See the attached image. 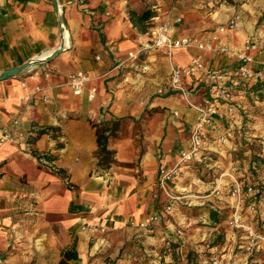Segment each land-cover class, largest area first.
I'll use <instances>...</instances> for the list:
<instances>
[{
    "label": "crops",
    "instance_id": "crops-1",
    "mask_svg": "<svg viewBox=\"0 0 264 264\" xmlns=\"http://www.w3.org/2000/svg\"><path fill=\"white\" fill-rule=\"evenodd\" d=\"M58 3L67 35L52 0H0V72L32 58L47 59L64 45L53 58L0 80V129L19 119L25 135L0 142V264H161L162 258L179 263L187 246L203 250L211 234L196 231L197 219L178 209L207 205L215 210L224 204L230 209L226 198L210 194L216 186L230 187V177L222 174L235 166L241 182L264 185V173L247 172L233 160L239 113L214 117L202 163L179 162L199 117L190 103L207 97L211 83L201 75L196 83L182 79L185 93L170 88L172 67H185L195 56L216 68L239 62L195 46L167 52L153 46L154 33L167 14L180 17L170 28L172 39H220L252 55V66L259 67L264 51H248L244 41L264 36V0ZM235 13L242 17L240 26L220 32ZM77 70L89 78L80 94L67 83ZM253 84L264 87V79L235 91L240 105L254 93ZM91 87L96 93L89 100ZM219 111L224 113V104ZM101 127L108 128V157L99 154ZM219 136L226 138L224 144ZM176 164L180 175L162 189L159 169ZM168 194L179 198L170 200ZM167 203L170 212L164 211ZM154 214L159 215L155 222L150 221ZM242 214L264 232V206ZM231 230L227 241L207 250L223 264H250L254 259H247L241 234Z\"/></svg>",
    "mask_w": 264,
    "mask_h": 264
},
{
    "label": "built area",
    "instance_id": "built-area-1",
    "mask_svg": "<svg viewBox=\"0 0 264 264\" xmlns=\"http://www.w3.org/2000/svg\"><path fill=\"white\" fill-rule=\"evenodd\" d=\"M242 17L239 13L232 15L225 24L221 25L218 30L220 32L235 30L240 26ZM180 17H172L167 14L161 24L158 26L153 37V46L156 48L165 49L170 52L174 48L195 46L199 49H206L218 54H226L231 58H235L239 63L237 66L228 68H216L207 66L200 57H193L190 63L185 67H172L169 87L184 90L181 87L183 78H189L193 82H198L201 75L211 83L210 94L199 102H191L198 112L199 117L194 127L191 130L188 148L181 153L180 161L184 163H202L204 152L207 149V131L213 125L214 117L224 116L232 117L235 114L243 112V107L235 100V91L240 89L245 82L261 78L264 74V58L260 60L261 69L255 70L252 68L254 57L238 48L230 46L227 42L217 39L212 40H197L194 37L185 36L180 39H172L169 35L172 23H179ZM244 48L248 51L261 52L264 51V36L253 40L246 39ZM141 51V50H140ZM140 51L129 53V57H136ZM89 80L88 76L81 70L69 73L67 83L75 94L82 93L85 83ZM96 88L91 87L88 91V99L94 98ZM185 93V92H184ZM225 105V111L220 112L219 106ZM226 114V115H225ZM23 131L20 130V120L13 121V127H4L0 129V142H15L17 138H24ZM218 142L224 144L226 138L218 137ZM237 168L231 167L226 173L231 180L230 187L223 191L220 186H216L211 190V195L216 198H226L230 205V215L228 218L229 226L236 232H239L244 240L242 249L247 256L257 253L261 250V242L264 241V232H258L245 218L242 211L245 210L249 214H255L259 206H264V185L259 186L254 183H243L236 175ZM181 173L179 164L173 167H161L159 169V185L166 190V184L176 179ZM221 175V176H222ZM261 190V191H260ZM156 197V195H154ZM171 200L172 195L168 194ZM171 204L167 203L164 206L165 212L171 211ZM159 215L154 214L150 217V221H157ZM1 262V260H0ZM209 264H223L219 258H213ZM224 264H240L236 260H231Z\"/></svg>",
    "mask_w": 264,
    "mask_h": 264
},
{
    "label": "rangeland",
    "instance_id": "rangeland-1",
    "mask_svg": "<svg viewBox=\"0 0 264 264\" xmlns=\"http://www.w3.org/2000/svg\"><path fill=\"white\" fill-rule=\"evenodd\" d=\"M65 33L67 35V32ZM258 65L259 67L252 66V68L258 71L261 69V64L258 63ZM258 79H264V74ZM254 87L256 86L253 84L251 89L254 93L248 97L247 101L241 103L244 109L242 110L244 113L240 112L242 124L238 129L237 138L234 143L235 148L232 150L233 160L239 159L240 161L237 163H239L241 167H245L247 172H251L252 174L264 173V87L257 86L259 89ZM259 91H263L262 94H259ZM226 205L228 206V204H224V206ZM178 210L183 216L196 218L197 220L194 222L197 228H195L196 231L206 230L208 235L211 234V236H207L211 242L208 246L203 248V250L199 251L193 250L187 246L188 250L184 251V256L180 258L178 261L179 263H177L176 260L171 261L162 258L161 264H199L202 258H206V261L209 262L213 258L221 259L219 256L212 257L211 251L207 249L211 248L212 245H220L227 241L225 235L228 230H231L228 224L230 209H228L229 211L226 213L227 210L223 207L214 210L207 205H183V207H180ZM211 213H214V215L211 216ZM176 227L180 229V226ZM197 249H199V247H197ZM202 253L205 254L203 257L199 255ZM248 257L247 259H254L250 264H264V252H257Z\"/></svg>",
    "mask_w": 264,
    "mask_h": 264
},
{
    "label": "water",
    "instance_id": "water-1",
    "mask_svg": "<svg viewBox=\"0 0 264 264\" xmlns=\"http://www.w3.org/2000/svg\"><path fill=\"white\" fill-rule=\"evenodd\" d=\"M52 1H53L55 12H56V14H57V16L59 18V21H60V25L62 27V31H63V33L64 32L68 33L67 28H66L65 19H64L63 13L61 11L60 5L58 3V0H52ZM63 49H64V45H63V41H62L61 45L57 49L53 50L50 53V55L47 57V59L35 60V59L32 58L31 60L26 61L25 63H23V64H21V65H19L17 67L2 71V72H0V80L8 78V77H11V76H14V75H16L18 73H21L23 70H25L28 66H30L32 64L45 62V61L53 58L55 55H57L61 51H63Z\"/></svg>",
    "mask_w": 264,
    "mask_h": 264
},
{
    "label": "trees",
    "instance_id": "trees-1",
    "mask_svg": "<svg viewBox=\"0 0 264 264\" xmlns=\"http://www.w3.org/2000/svg\"><path fill=\"white\" fill-rule=\"evenodd\" d=\"M149 15V13H144V17H147ZM106 130H108V128L106 127H101L97 129V141H98V145H99V154H102L103 156H107L110 154V151L106 149V136L104 135V132H106ZM259 186L262 187V185L260 184ZM262 190L264 191V189L262 188ZM261 191V190H260ZM223 208H225L226 213H228V209L229 207L223 206ZM214 213H211V216H213Z\"/></svg>",
    "mask_w": 264,
    "mask_h": 264
},
{
    "label": "bare ground",
    "instance_id": "bare-ground-1",
    "mask_svg": "<svg viewBox=\"0 0 264 264\" xmlns=\"http://www.w3.org/2000/svg\"><path fill=\"white\" fill-rule=\"evenodd\" d=\"M66 33L64 32V35H65ZM48 54H50V53H48ZM40 60V59H39Z\"/></svg>",
    "mask_w": 264,
    "mask_h": 264
}]
</instances>
